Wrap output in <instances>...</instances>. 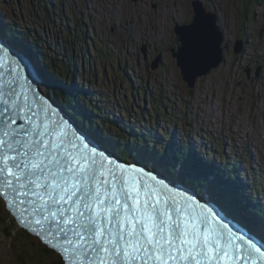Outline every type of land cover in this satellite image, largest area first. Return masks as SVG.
<instances>
[{
    "label": "snow or ice",
    "instance_id": "obj_1",
    "mask_svg": "<svg viewBox=\"0 0 264 264\" xmlns=\"http://www.w3.org/2000/svg\"><path fill=\"white\" fill-rule=\"evenodd\" d=\"M195 28L181 37L191 67L212 54ZM148 159L125 166L74 131L0 40V199L62 264H264V220L211 177L197 194L182 166Z\"/></svg>",
    "mask_w": 264,
    "mask_h": 264
},
{
    "label": "rangeland",
    "instance_id": "obj_2",
    "mask_svg": "<svg viewBox=\"0 0 264 264\" xmlns=\"http://www.w3.org/2000/svg\"><path fill=\"white\" fill-rule=\"evenodd\" d=\"M45 1L49 3V15L44 0H0V13L4 15L1 28L7 30L8 21L14 19L32 33L28 36L30 43L36 34L41 40L39 45H48L49 52H56L48 53L50 58L75 56L70 69L79 75L73 79L93 90L95 95L89 97L92 106L100 108L97 114L110 112L116 119L123 117L126 123L131 121L148 129L162 126L168 132L175 130L179 137L184 132H196L210 139V149L219 153L237 144L238 158L249 157L246 151L250 149L254 164H258L260 192L264 194V0H198L208 11L217 12L215 26L219 24L224 31L221 42L227 46L224 45V62L198 78L193 88L183 80L171 52V47L178 46L174 24H190L195 15L193 0ZM238 39L244 46L240 54H235ZM65 46H72L74 53ZM158 56L160 61L154 68ZM247 62L251 64L243 65ZM124 67L128 68L126 72ZM83 121L86 120L81 121L86 129H91ZM103 129L114 132L112 126ZM195 140L200 142L199 137L195 136ZM205 140L201 141L207 143ZM248 163L246 160L243 167L249 168ZM37 240L33 238L24 255L18 245L1 238L0 264H24L26 257L27 264H50L52 258L38 257Z\"/></svg>",
    "mask_w": 264,
    "mask_h": 264
},
{
    "label": "trees",
    "instance_id": "obj_3",
    "mask_svg": "<svg viewBox=\"0 0 264 264\" xmlns=\"http://www.w3.org/2000/svg\"><path fill=\"white\" fill-rule=\"evenodd\" d=\"M44 2H45L44 3L45 8H47V4H49V3L46 2L45 0H44ZM66 12L68 14H72L73 16H75V13L73 11L70 12L67 10ZM69 16H71V15H69ZM73 16H72V19H74ZM0 20H1V17H0ZM62 22H64V21H62ZM67 22H68V20H67ZM16 23L12 22V19H10L7 23L9 26V27L7 26L8 29L6 31L5 30L4 31L8 36H11V38H13L15 40L17 39L19 41L20 47H22V45L20 43L23 40H21L19 38L20 37H26V36L30 35L31 32L26 27V25L19 24V23L16 24ZM77 25H78V22H77ZM0 27H1V25H0ZM13 29H15V30H13ZM68 30H69V32L72 31V29H70V28ZM39 39L40 38L37 39V35L35 34V36H33V38L31 39L32 42L29 45L28 44H26V45H27V47L30 46L31 51L35 55L38 56V60H39L40 66H41L40 69H42L45 72L46 76H48L47 78H49V77L51 78L49 81V84H48V86H50L49 87L50 90L45 89V92L47 94H49L50 96H52L55 99V101L57 100V102H59L60 104H62V105L64 104V108L66 107L67 109H69L70 113L72 111L77 118L83 119V120L85 119L86 122L90 126L92 123H93V125H96L98 128L106 126L107 122L105 121V119L107 120L108 118H112L113 121L116 122L115 119L111 116L112 114L110 112H106L105 114L104 113L103 114L95 113L100 108L97 105L92 106V104H91L92 99L89 97L90 93H85V95H84V92H87V91H84L83 89H86V87H84V86L80 87L83 90V94H82V92L78 91L77 86H79V85L76 81H74L75 79H73L76 75V73H75L76 71L72 72L70 69L71 63L73 61H75L76 57L75 56H68L66 58H63L64 62L62 60H60L58 56H56L55 58H50L48 53L49 54H55V53L49 52L51 50H50L48 45L46 47L42 46L41 44L39 45V41H41ZM73 46H75V45H73ZM64 48L65 49L69 48L71 50L70 53H72V51L74 49L72 46L67 47V48L65 46ZM39 52H41L42 56ZM42 62H45V64H43ZM63 68H65L64 72H63ZM127 69H128L127 67H124L123 71L126 72ZM77 76H78V74H77ZM42 80H44V79H42ZM51 88H52V90H51ZM52 91H56V93H52ZM69 91H71V92H69ZM80 97L84 98L85 100L80 99ZM70 102H71L70 107H68V103H70ZM88 102H90V103H88ZM123 119H125V118H123ZM117 123L122 124L124 126L127 125V124L125 125L126 122L123 120L119 121ZM128 125L130 126V127H128V129L129 128L131 129V126H132V128H135L134 129L135 131L138 130L137 129L138 126H136L134 124L133 125L128 124ZM84 128H86V127L84 126ZM118 130L120 132V129L116 128L115 130H113L114 132H112V134L107 132V133H105V135L107 137L108 136L111 137L110 140L113 143H115V148H116V152H117L116 154L122 159L123 158H129V156L122 153L119 150V148L125 149V145L124 144L119 145V141H125L128 138H132V140L135 143L140 142L142 145H145L147 143L150 144V142H153V143L158 144L160 146L162 144L164 151H162V150H161V152L159 151L156 156L162 157V155H164V157L167 159V161H169V163L171 164V165L168 164V167L171 170L175 169V167H174L175 165L182 166L183 169L186 171V173H189L192 176V178L188 176L189 174H185L183 176L185 181H186V179H188V183L192 186H198L199 182L201 183V185L208 183L209 177H211L213 179L215 169H218L221 174L223 172L219 168H216V167L210 168L209 166H202V164L197 159H195L193 156H191V154L189 155V158H188L186 156V154L188 152L184 148L181 149L178 146V148H175V150H173L175 143L172 142L171 145H169V146L166 145L163 142L161 135L156 134L157 131H154L152 129H150V130L143 129L142 132L135 133V135H132L130 133H127V131H125L123 134L118 133ZM161 131L165 134L166 137H170L171 134H168V133L164 132L163 130H161ZM96 132L94 133V134H96L95 139L97 141H104V138L99 134V132L98 131H96ZM144 137L148 141H145ZM171 138H172V136H171ZM120 139H124V140H120ZM113 140H115V142ZM134 142H133V144L135 145ZM176 143H179V144L181 143L180 139H179V135H178V138L176 139ZM183 144L184 143H181V145H183ZM107 145L110 146V144H107ZM136 148H142V147L140 146V147H136ZM150 156L154 157L155 154L151 153ZM228 174L232 175L233 178L236 177V175L232 171H229ZM213 182L218 187L223 185L221 187L225 191H227V188L230 190V187L228 186V182H226V181L218 182V181H215V179H213ZM236 183H238V182H236ZM232 184H234V182H232V180H230L229 185H232ZM250 185H251V188L261 187L254 181H253V183H250ZM236 188L238 189L237 191H240L241 189H243L241 181H239V184L237 185ZM236 193L237 192H235V194ZM238 195L239 196L241 195L240 198L242 200L244 198H246L245 196L242 195V193H239ZM261 195H264V194L261 193ZM254 196H256L255 193H254ZM253 199H254V201L257 200L256 198H253ZM262 200H264V199H262ZM257 207H260V205L257 204ZM254 209H255V207H254ZM255 211L257 213L260 212L261 214H263L262 210L259 211V210L255 209ZM0 227H1V229H3L0 232V239L4 238L6 240H11L14 244L18 245L22 249V253L25 255L26 254L25 253L26 247L29 246V244H32V240L34 237L29 232H27L26 230H24L23 228L19 227L16 224L15 219L6 210L5 205L1 199H0ZM37 249L39 250V252H38L39 256L38 257H46L49 259L52 258V261L50 264H62L61 257L58 254L54 253L49 247H47L45 244H43L40 240H37ZM22 261L24 264H27V257L25 258V260L23 259Z\"/></svg>",
    "mask_w": 264,
    "mask_h": 264
},
{
    "label": "bare ground",
    "instance_id": "obj_4",
    "mask_svg": "<svg viewBox=\"0 0 264 264\" xmlns=\"http://www.w3.org/2000/svg\"><path fill=\"white\" fill-rule=\"evenodd\" d=\"M193 1H197V3L199 2L198 0H193ZM193 3V2H192ZM44 4V3H43ZM42 4V5H43ZM193 6V5H192ZM215 6H217V5H215ZM205 8V7H204ZM216 8V7H215ZM44 9H45V11L48 9V8H45V6H44ZM206 9V8H205ZM193 11H194V9H193ZM206 11L207 12H209V13H211L212 14V16H213V21H214V24L216 25L217 24V20L216 19H218V16H217V12H215V11H208L207 9H206ZM0 12H1V8H0ZM47 14L49 15V11L47 10ZM0 17H1V21L0 22H2V21H4L3 20V18H4V15H2V13H0ZM208 17V16H207ZM210 19V18H209ZM12 22H14V23H16L15 22V20L14 19H12ZM192 22V21H191ZM190 22V23H191ZM7 22H5V24H6ZM16 24H18V23H16ZM1 25V24H0ZM175 25H177L176 23L174 24V27H175ZM179 25V24H178ZM181 25V24H180ZM215 25H213L215 28H216V26ZM4 26V25H3ZM3 26H1V27H3ZM4 28V27H3ZM2 28V29H3ZM214 28V29H215ZM26 29V28H25ZM4 30H6V29H3V31ZM15 30V29H14ZM28 30V29H27ZM68 31V33H70V34H72L71 32H69V30H67ZM217 31H219V33L221 34V38H223V40H224V31L223 30H221V28L219 27V24H218V26H217V28H216V30H214L213 31V33H212V35L214 36V35H219L218 34V32ZM4 35H0V40H2L4 43H6L14 52H16L17 54H22L23 56H24V58H25V60L29 63V65H30V67H31V69H32V61H31V59H32V56H37V55H35L32 51H31V48H30V46H28L27 47V45L26 44H30V38L28 37V36H30V35H28V36H26V37H20L19 39H21V40H23V41H21V45H22V47H21V49H18V47H16L15 48V50H14V45L13 44H9L11 41H10V39H12L11 38V36H6V34L5 33H3ZM32 34V33H31ZM176 35H177V33H175ZM218 40V39H217ZM10 41V42H9ZM226 41V40H225ZM178 42V43H177ZM179 42H181V43H179ZM176 43L178 44V46H177V48L180 46V47H183L184 48V41L181 39V37L180 36H178L177 35V38H176ZM245 43H246V40H245ZM227 46V44L226 43H224V44H222V42H221V40H219V49L221 50V52H222V56H224V47L225 46ZM243 46H244V42H243V40H241V39H238V40H236V42H235V44H234V53L235 54H240L241 52H242V50H243ZM177 48L176 47H171V52H172V50H173V52H172V54L173 53H176L177 52ZM53 49V48H52ZM31 51V52H30ZM29 52V53H28ZM73 52H74V49H73ZM55 54H56V52H55ZM32 55V56H31ZM29 56V57H28ZM60 56V55H59ZM58 56V57H59ZM51 57V56H50ZM66 57V56H65ZM30 60H29V59ZM60 60H62L63 61V57L61 56V58H60ZM158 61H160V60H158ZM64 62V61H63ZM71 63V62H70ZM249 64H251V63H249V62H247L246 64H243V65H249ZM262 68V67H261ZM215 69V68H214ZM213 70V69H212ZM211 70V71H212ZM32 71H34L35 73H37L35 76L38 78V80L40 81V82H42V81H44V80H42V78L40 77V73H43V71H42V69H39V70H37L36 71V69L34 68V69H32ZM210 71V72H211ZM258 74V73H257ZM203 76H205V75H202L201 77H203ZM200 78V77H199ZM38 83V82H37ZM167 85V87H168V84H166ZM82 86H84V84L83 85H79V86H77V89H78V91L79 92H82V94H83V90L84 91H87V92H84V95H85V93H90V94H92V95H95V93L93 92V90H91V89H81L80 87H82ZM46 87H47V89H50L48 86H46L45 85V89H46ZM85 87V86H84ZM165 88H166V86H164ZM90 88V87H89ZM165 88H162L164 91H166L167 90V88L165 89ZM190 88H193V87H190ZM164 93V92H163ZM88 98V97H87ZM47 99V98H46ZM82 99V98H81ZM89 99V98H88ZM145 99V98H144ZM48 100V99H47ZM95 100H97V101H101L100 100V98H95ZM205 100V99H204ZM57 101V100H56ZM90 101V100H89ZM188 101V100H187ZM203 101V100H202ZM92 102V101H91ZM99 102H97V103H99ZM199 102H201L200 100H199ZM204 102V104H205V101H203ZM55 104H57V102H55ZM58 104H59V102H58ZM208 105V104H207ZM95 106H96V104H95ZM214 106V105H213ZM63 107H64V104H63ZM59 108V107H58ZM217 108H219V105H217L216 106V108L215 109H217ZM212 110V109H211ZM68 113H70L69 112V110H66ZM199 113V112H198ZM202 114V113H201ZM161 117V116H160ZM184 119H186V120H189V118H187V117H184ZM191 119L193 120V122H197V124L198 125H200L199 123H198V121H196L194 118H192L191 117ZM77 120H78V122L77 121H75V120H70L71 121V123L74 125V127L77 129V130H79L81 133H83V134H85L86 136H87V138L89 139V140H91L92 141V143L93 144H95V145H97L99 148H101V149H105L109 154H110V156L111 157H113V158H115V159H117L120 163H123V164H125V165H127L126 164V162H125V159L123 158H120L116 153L117 152H115V150H114V148L112 147V146H108L107 144H109L108 142H106V141H109L110 140V136H108L107 138L106 137H104V135H105V133H107L108 131H105L103 128L104 127H113V129L115 130L116 128H119L120 129V132H119V130H118V133H124L125 131H127V133H130V134H132V135H135V133H140V132H142L143 131V129H145L142 125L140 126V125H136V126H138V130L137 131H135L134 129L135 128H132V126H131V129L129 128L128 129V127H130L128 124H131V125H133V123L131 122V121H128V123H125V125L126 126H124V125H122V124H118L117 122H114L113 121V119L112 118H108L107 120L105 119V121L107 122V124H106V126H103V127H101V128H98L96 125H94V126H90L91 127V129H86V128H84V124H82L81 123V121L83 120V119H79V118H77ZM234 121V120H233ZM84 122V121H83ZM84 123H87V122H84ZM89 125V124H88ZM135 125V124H134ZM158 125V124H157ZM177 125V123H175V126ZM102 126V125H101ZM258 125H255V127H257ZM158 128H160V130H163L164 132H165V129H163L162 128V126H159ZM93 131H98L99 132V134L104 138V141H97L95 138H96V134H94L93 133ZM155 131V130H154ZM208 131H210L209 129H208ZM91 134H90V133ZM97 133V132H96ZM109 133H111V132H109ZM196 135H195V134ZM112 134V133H111ZM168 134H171L170 135V137H169V139L171 138V136H172V138H171V141L172 142H174L175 143V145H174V147H173V150H175V148H178V146L181 148V149H186L187 150V152H189V148H188V146H186L187 144H189L190 145V143L191 142H194V143H196V148H195V150L198 152V153H200L201 155H203L202 156V158L204 159V162L208 165V166H211V165H213V164H215L216 163V161H223V159H227V162L226 163H224V164H226V166L224 167V169H223V172H222V174L220 173V171L218 170V169H215L214 170V175H213V179H215V181H218V182H222V181H224V179H226L227 177H228V174H227V168L229 167V166H231V164H234L235 166L233 167V173L236 175V177L235 178H233V180L235 181V183L236 182H238V183H236V184H239V181H241V179L243 180V186H244V188H246V186H247V183H248V180H249V176H251V178H252V180L254 181V182H256L259 186H260V180L256 177V178H253V176H252V173H254V174H256L257 173V169H256V167H257V165L258 164H254V163H256L255 162V160H254V157H253V155H252V152H251V150L249 149V151L247 152L246 151V153H247V155L249 154V157H247V156H245V155H243V157L242 156H239V158H238V155H240L239 154V151H238V149L240 148V146H238L237 144H235V145H233V146H228V147H225L224 149H223V153H222V155H221V153H219V152H216V151H214V150H212L213 149V144H212V141H210V139H209V141H207V140H205L204 139V136L203 135H198V133H196V132H192V131H190L189 133H187V134H189V135H185V132H184V134H182V135H180V137H179V139H180V142L181 143H184L183 145H181V143L179 144V143H176V139L178 138V134H177V132L175 131V130H172L171 132H168ZM205 134H209V132L208 133H205ZM195 136L196 137H199L200 138V142H197L196 140H195ZM177 137V138H176ZM185 137H187L186 139H185ZM161 138H164V136H161ZM176 138V139H175ZM208 138V137H207ZM213 138V137H212ZM219 139L221 138L222 140H223V137H218ZM144 139H145V141H148L145 137H144ZM205 140L208 144H210L211 146L209 147L208 145H207V143H204L203 141H201V140ZM120 140H124V139H120ZM111 141V140H110ZM114 142H115V140H113ZM119 141V140H118ZM142 141V140H141ZM133 140H132V138H130V140L129 141H127V139L125 140V141H119V145L120 144H124L125 145V149H122V148H119V150L122 152V153H128L129 155H130V157L133 159V161L135 162V164L137 163V164H139L140 166L141 165H144L145 167H147L149 170H151L152 169V164H151V161H150V159H148L149 157H151L150 156V154L151 153H154L155 154V156L154 157H152V158H156V159H159L160 157H157L156 155H157V153L160 151L161 152V150L162 151H164V149H163V145L161 144V146L160 145H158V144H155V143H153V142H150V144H145V145H142L140 142L139 143H135V145L133 144ZM171 142V143H172ZM129 143H132V147L134 148V147H142V150L141 149H139V148H135V149H133L132 147H129ZM114 145H115V143H113ZM225 144H226V141H225ZM171 145V144H170ZM230 145V144H229ZM153 146V147H152ZM152 147V148H151ZM158 147V148H157ZM200 147H204V149H205V151L203 152L202 150H200ZM224 147V146H223ZM160 148V149H159ZM210 148H212V149H210ZM216 148H218V146H216ZM236 148V149H235ZM238 148V149H237ZM154 149V150H153ZM141 155V157H139ZM186 156L189 158V154L187 153L186 154ZM234 156V157H233ZM162 157L167 161V159L164 157V155H162ZM223 157V158H222ZM233 157V158H232ZM234 158H237V160H235V161H233L234 160ZM248 158H249V160H248ZM230 162H229V161ZM246 160H247V162H249L248 164L250 165L249 166V168H246V167H243V163H246ZM221 165H223L222 163H221ZM138 166V165H137ZM168 166V165H167ZM215 167L216 168H219V166L217 165V164H215ZM246 169H248V170H246ZM212 179V180H213ZM181 185H183L184 187H189V183H188V179H186V181H185V179L183 180V179H181ZM221 186H223V185H221ZM221 186H219V188H221V189H223ZM228 186H229V182H228ZM246 189H248V188H246ZM256 190H258V191H260V187L258 188V187H256L255 188ZM224 190V189H223ZM239 193H242V189L240 190V192ZM262 193V192H261ZM2 201H3V203H5V201L3 200V199H1ZM260 202V201H259ZM263 203H261V205H262ZM246 206H247V208L250 210V215H247L250 219H254V220H264V214L263 215H258V216H255V214H257V212L255 211V209H257V210H262V208H264V206L262 205V206H260V207H257V204L256 205H252L251 203H248V204H246ZM245 206V207H246ZM254 207H255V209H254ZM258 214H261L260 212L258 213ZM259 216H261V217H259Z\"/></svg>",
    "mask_w": 264,
    "mask_h": 264
},
{
    "label": "water",
    "instance_id": "obj_5",
    "mask_svg": "<svg viewBox=\"0 0 264 264\" xmlns=\"http://www.w3.org/2000/svg\"><path fill=\"white\" fill-rule=\"evenodd\" d=\"M192 5H193L194 12H195V15L192 19V22L188 25H186V24H182V25L179 24L178 25V23H176L177 25H175V27H174V32L177 33L178 36L184 37L186 35V33L188 32V30L190 28H192L193 24L195 23V25H196L195 30L199 34H201L203 37L210 38L212 54L210 57L202 59L201 61H199L195 67H191L188 64H186L184 61V53H183L184 48L183 47L179 46L177 48V52L173 53L175 55L173 57L176 58L177 65L180 68L182 78L186 82L188 87H194L196 84V81L199 77H201L202 75H207L208 73H210V71L212 69L217 68L225 60L224 56H222L221 50L219 49V40H221V36H219L217 34L214 36L212 35L213 31L216 30V28H217V27L215 28L213 26L215 24L213 21L212 14L207 12L206 9L201 6V4L197 3V1H193ZM173 47H175V46H173ZM158 60H160V56H158L155 59V61L153 62L154 68L157 67ZM28 65H29V63H28ZM29 70L31 71V74H32L33 71L31 69L30 65H29ZM55 109L57 110L59 108L55 107ZM57 113H58V110H57ZM69 123H70V126L71 125L73 126L71 121H69ZM110 158L119 162L117 159H115L111 156H110ZM125 166H127V165H125ZM15 222L19 227H23L18 222V219L15 220Z\"/></svg>",
    "mask_w": 264,
    "mask_h": 264
}]
</instances>
